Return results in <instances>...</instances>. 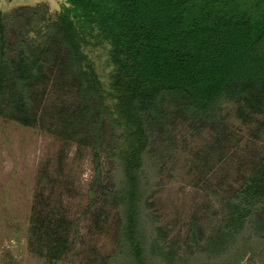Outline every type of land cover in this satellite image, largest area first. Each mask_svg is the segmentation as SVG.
<instances>
[{
  "label": "trees",
  "instance_id": "1",
  "mask_svg": "<svg viewBox=\"0 0 264 264\" xmlns=\"http://www.w3.org/2000/svg\"><path fill=\"white\" fill-rule=\"evenodd\" d=\"M27 10L34 36L20 35L13 44L0 17V114L31 125L36 88L52 73L55 83L76 87V110L56 133L91 147L98 179L101 149L116 165L112 188L104 189L119 217L111 261L152 264L145 254L153 227L145 175L158 174L163 157L151 147L164 138L168 153V127L177 122L188 121L194 131L219 124L223 102L238 104L243 120L261 112L264 0H65L50 19L45 6ZM94 48L106 52V83L88 55ZM47 222L33 219L30 235L49 239L56 258L66 236L57 237ZM221 230V243L210 242L212 255L229 253V264H242L249 252L245 264H264V156L227 197ZM189 238L195 242L194 226Z\"/></svg>",
  "mask_w": 264,
  "mask_h": 264
},
{
  "label": "rangeland",
  "instance_id": "2",
  "mask_svg": "<svg viewBox=\"0 0 264 264\" xmlns=\"http://www.w3.org/2000/svg\"><path fill=\"white\" fill-rule=\"evenodd\" d=\"M64 1L0 0L9 43L17 42L20 35L34 36L35 18L28 8L45 6V17L50 19ZM88 55L106 83L105 50L94 48ZM51 76L36 88L40 100L31 125L0 114V264H117L111 258L117 250L119 217L104 191L112 188L116 165L101 149L98 179L91 147L56 133L80 99L76 87L57 84ZM220 109V123L214 127L194 131L188 121L169 126L173 147L168 153L164 138L156 139L151 147L163 157L160 172L145 175L152 185L146 204L153 227L145 253L152 264L232 261L229 253L212 255L210 242L221 243L227 197L264 156V106L247 120L237 115L235 102H223ZM108 125L106 121L105 140L111 134ZM37 217H47L45 226L57 237L66 236L65 250L56 258L48 251L49 239L30 235ZM192 226L194 243L189 238ZM248 236L244 234L245 239ZM249 256L248 252L242 264ZM251 262L257 264L256 259Z\"/></svg>",
  "mask_w": 264,
  "mask_h": 264
}]
</instances>
